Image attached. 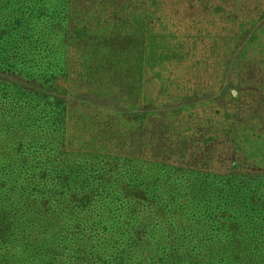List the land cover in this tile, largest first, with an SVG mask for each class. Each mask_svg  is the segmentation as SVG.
Returning a JSON list of instances; mask_svg holds the SVG:
<instances>
[{
  "label": "trees",
  "instance_id": "obj_1",
  "mask_svg": "<svg viewBox=\"0 0 264 264\" xmlns=\"http://www.w3.org/2000/svg\"><path fill=\"white\" fill-rule=\"evenodd\" d=\"M165 4L0 0V264H264V169L222 165L229 126L180 117L196 98L141 101L147 73L184 57L148 26Z\"/></svg>",
  "mask_w": 264,
  "mask_h": 264
},
{
  "label": "rangeland",
  "instance_id": "obj_2",
  "mask_svg": "<svg viewBox=\"0 0 264 264\" xmlns=\"http://www.w3.org/2000/svg\"><path fill=\"white\" fill-rule=\"evenodd\" d=\"M165 1L167 4L159 8L148 26L177 37L184 57L160 69L165 79L151 78L150 72L147 73L142 86L146 93L141 101L145 106L161 107L196 98V104L187 102L178 109L180 117L188 123L200 124L198 132L205 134L217 124L229 126L231 140L227 144L228 153L221 158L222 165L227 166L230 157H237L243 168L264 169V34L245 36L242 33L245 28L240 25L243 13L251 14L252 10L257 14L264 9V0H227L220 4L223 10L208 7L206 0ZM233 8L241 15L237 22L225 17V11ZM153 9L145 13L120 10V14L135 13L142 22ZM122 20L120 16H102L90 23L98 24L97 28H112L120 26ZM244 49L246 53H242ZM188 126L187 133L191 134L193 130L189 131L191 125ZM195 131L192 138L196 128Z\"/></svg>",
  "mask_w": 264,
  "mask_h": 264
},
{
  "label": "water",
  "instance_id": "obj_3",
  "mask_svg": "<svg viewBox=\"0 0 264 264\" xmlns=\"http://www.w3.org/2000/svg\"><path fill=\"white\" fill-rule=\"evenodd\" d=\"M236 91H234V93H235Z\"/></svg>",
  "mask_w": 264,
  "mask_h": 264
}]
</instances>
